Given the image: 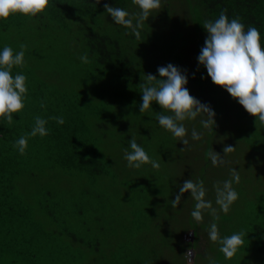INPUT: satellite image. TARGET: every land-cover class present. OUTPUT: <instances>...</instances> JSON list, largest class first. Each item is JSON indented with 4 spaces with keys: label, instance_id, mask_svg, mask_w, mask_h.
I'll return each mask as SVG.
<instances>
[{
    "label": "trees",
    "instance_id": "trees-1",
    "mask_svg": "<svg viewBox=\"0 0 264 264\" xmlns=\"http://www.w3.org/2000/svg\"><path fill=\"white\" fill-rule=\"evenodd\" d=\"M106 4L125 8L131 14L139 12L132 0H101L99 4L96 0H50L45 12L35 17L17 13L0 19V48L10 45L20 51V46L26 45L24 64L14 66L12 73L23 72L28 87L25 107L13 114V122L0 118V258L9 253L11 264H44L43 260L48 264H78V252L87 247V242L78 244L83 241L78 231L90 230L82 213L84 200L98 197L104 202L108 181L121 182L126 189L134 184L135 193L147 197L151 207L155 194H179L181 181H175L176 176L166 167L165 174L149 164L139 169L124 168V142L120 145L123 152L119 148L110 152L109 124L93 123L101 116L110 118L111 113L112 119L119 117L109 109V99L142 97L145 75L159 79L157 69L161 66L171 63L185 72L215 112V125L207 131L206 153L216 150L219 130L225 127L224 134L241 143L264 168V125L256 122L224 88L215 85L197 59L207 37L203 23L214 21L222 11L229 19L240 18L246 28H258L264 45V0H162L161 7L143 23L140 39L114 23L105 11ZM57 42L63 45L61 52L65 49L74 57L73 64H80L79 57L85 54L89 62L70 75L64 71L47 73L44 59L52 55ZM36 116L48 120L49 134L29 137L26 152L21 155L13 144L31 131ZM57 116L63 117L64 124L52 119ZM197 126L203 128L200 121ZM127 133H116L115 137L122 141ZM135 139L147 149L146 141H152V135L146 132ZM217 168L207 157L205 165L189 178L203 180L208 192L210 179L221 172ZM132 171L134 180L130 177ZM126 179L133 181L126 183ZM251 186L249 180L234 186L239 199L230 212L222 215L221 236L242 229L247 233L236 255L225 259L219 244L209 240L206 255L197 254L193 262L183 256L187 248L195 251L197 245L200 226L192 218L191 226L179 237L177 233L174 243L168 235L162 238V247L171 246L176 252L175 264H209V258L217 264H264V185L258 190L254 187L253 193ZM209 194L215 196L214 186ZM188 197L190 193H184L178 207H183ZM163 200L167 202L166 197ZM195 204L192 198L193 209ZM203 215L205 218L208 212ZM108 235L115 236L111 232ZM138 240L130 262H125L127 253L116 250L108 261L98 264H168L157 261L154 232L142 231ZM93 246L105 252L98 244ZM178 250L183 259H179Z\"/></svg>",
    "mask_w": 264,
    "mask_h": 264
},
{
    "label": "clouds",
    "instance_id": "clouds-1",
    "mask_svg": "<svg viewBox=\"0 0 264 264\" xmlns=\"http://www.w3.org/2000/svg\"><path fill=\"white\" fill-rule=\"evenodd\" d=\"M101 0H96L99 4ZM162 0H132L139 12L131 14L121 7L105 5V11L110 15L114 23L122 25L130 30V34L140 39V29L143 23L152 16L153 10L161 7ZM50 0H0V19H7L10 15L22 14L35 17L45 12ZM207 32L205 45L201 48L197 59L199 65L206 68L211 81L224 88L231 97L261 125H264V45L261 43V33L258 28L248 26L241 22L240 18L229 19L226 11H222L214 21L208 20L203 23ZM20 51H15L10 45L0 48V118L12 123L14 113H21L25 107L28 87L27 76L23 72L15 75L12 73L14 66H23L26 45L20 46ZM82 63H88L87 54L79 57ZM159 79L152 75H145V83L141 85L142 103L139 105L140 113L149 110L153 103L158 104L164 112L156 113L159 126L170 132L174 138H178L185 146L189 144L188 129L184 121L196 120L201 117L200 124L204 129L215 125V112L201 103L190 94L186 87L188 77L181 69L169 63L157 69ZM42 107L44 105L42 104ZM60 125L64 124L62 116L52 117ZM48 120L40 116L34 119L31 131L19 137L13 144V148L24 155L28 147L29 137H45L49 134ZM191 139H201V133L195 128L191 131ZM236 147L226 145L223 148L224 155L216 151H209L206 156L213 166L225 163L224 156L235 151ZM124 159L129 168L139 169L145 164L159 169L160 162L149 156L146 149L138 144L135 137L129 140L128 148L125 149ZM241 176L236 168L231 169V178L215 187L216 199L213 207L211 200L206 199L204 181L186 180L179 186V194L172 200V207L180 205L184 193L196 201L191 212L192 218L201 222L204 212L207 211L213 217V223L208 228V238L211 242L219 244V251L225 259L233 258L244 245L247 233L242 229L231 235L221 236L218 224V211L227 214L231 206L239 199V193L234 184H239ZM194 250L189 248L183 256L188 260L193 257ZM209 264H217L209 258Z\"/></svg>",
    "mask_w": 264,
    "mask_h": 264
},
{
    "label": "rangeland",
    "instance_id": "rangeland-1",
    "mask_svg": "<svg viewBox=\"0 0 264 264\" xmlns=\"http://www.w3.org/2000/svg\"><path fill=\"white\" fill-rule=\"evenodd\" d=\"M62 46L63 45L57 42V45L52 50V55H47V58L44 59V63L46 64L44 69L47 73H60L64 71L70 75L78 68H82L81 61L80 64L78 63V65H75L72 62L74 57H70L71 54H67L65 49L61 52ZM110 87H112V85H110ZM186 87L190 91V94L200 102L202 99H205L202 103L206 105L208 99L204 96L202 90L194 87L190 80H188ZM141 103L142 97L134 99L124 97L121 100L111 98L109 99V109L119 117L112 119L111 113L110 118H108V116H101L100 119L96 118V121H93V123L95 126L103 123L106 125L107 123L109 124L108 149L110 152L115 149L117 150L118 148L121 150L122 146L120 145L123 142L125 146L124 149H126L128 148L129 140H131L132 137L137 138V136L143 135V133L145 136L146 132H150L152 135V141H146V151L149 156L160 162L161 171H164L165 167L168 170H171L169 171L171 175L176 176L175 178L173 177V179L175 181H181L180 183L183 185L186 180L190 179L189 176L195 174L198 171V168L200 169L205 165L207 158L206 150L208 148V129H198L197 124L201 120V117L199 116L196 120L184 121L183 123L188 129L187 138L189 140V144L185 146L182 142H179L178 138H174L170 132L165 131L159 126L158 121L156 120V113L164 112L165 114H168L166 110L161 109L158 104L153 103L149 110L140 113L139 105ZM106 107H108V102L106 103ZM193 128L201 133L200 140L194 141L191 139V131ZM225 129L226 128L223 127L222 130H219V136L216 135L218 141L216 140L217 142H215L216 150L214 149V151L224 155L223 148L226 145H231L236 148L234 152L224 156V164L229 166H225L224 168L218 166L217 172L219 170L221 171L218 172L220 177L217 175V177L210 179L209 187H207L208 192H206V199L211 200L213 207L217 208L218 206L215 204L216 194L215 196L210 195L209 188L211 189V187L215 186L217 183L222 184L223 181L231 178V169L233 168H236L239 171L241 178L243 173H245V176L239 184L242 185L249 180V184H252L250 187L252 193L254 187L258 190L264 185L263 164L255 155L253 157L252 154L241 145V143H237L232 136H226L224 134ZM130 131L132 133H130ZM126 132L128 133L123 137L122 141L115 137L116 133L124 134ZM121 151L123 152L124 150ZM123 162L122 166L124 168H129L127 166V161L123 160ZM222 174L224 177H222ZM130 177L134 180L135 177L133 171L131 172ZM132 179H126V183L128 181L132 182ZM236 185L237 184H234V186ZM107 186L108 196H106L104 202H99L98 197H96V199L89 198L84 200L82 213L86 216L90 230L89 232H84L83 230H81L83 231L81 232L77 230L78 233L80 232L79 235H81V238L83 239V241H80L78 244L83 245L87 242V247L81 248L78 252V264H98V261L106 262L113 256V253L111 252L116 250H122L124 253H127L128 256L126 257L127 259L125 262L128 260L130 262V259L134 254L133 248L139 244V235L142 231L146 230L148 233L151 231L156 235L157 250L159 252L157 261L160 263L168 262V264L178 263L174 257L176 252L172 251L171 246L163 248L161 241L163 237L168 235L169 241L174 243L177 238V233L179 237L187 227L191 226L192 216L190 217V214L193 209L192 197H188V199L184 201L183 207L177 206L174 208L172 207V200L175 199V195H173V197H168L163 194L161 197L155 194L154 198L156 201H154L153 198V207H151L147 197L135 193L136 186L134 184L132 189H130L131 187L126 189L121 182L117 184L108 181ZM163 197H166L167 202L163 200ZM233 207L234 206L232 205L231 208ZM154 209L156 211H154ZM159 215H163L164 218H159ZM222 215L223 212L218 211L219 219L215 222L218 224L219 229L222 228ZM213 222V217L209 214L204 220L199 222L200 228L197 231L199 234L197 237V245L193 257L189 261L193 262L195 256L199 253L206 255L209 246L208 228ZM165 231H169V233H162ZM108 232L113 233L115 236L109 237ZM184 237L186 238L188 235L185 234ZM94 244H98L99 247L105 251V254L97 251L96 247L93 246ZM188 249L189 248L186 249V252ZM177 253L180 254L179 259H183L181 251L178 250ZM7 254L8 255L4 254V257L0 258V264H11L10 254ZM43 263L48 264L49 262L47 263L43 260Z\"/></svg>",
    "mask_w": 264,
    "mask_h": 264
}]
</instances>
